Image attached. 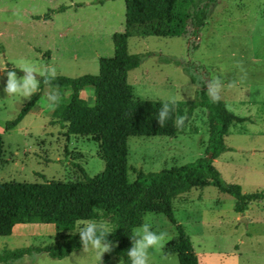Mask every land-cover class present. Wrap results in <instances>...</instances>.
I'll list each match as a JSON object with an SVG mask.
<instances>
[{"label":"rangeland","instance_id":"rangeland-1","mask_svg":"<svg viewBox=\"0 0 264 264\" xmlns=\"http://www.w3.org/2000/svg\"><path fill=\"white\" fill-rule=\"evenodd\" d=\"M192 10L190 0H177L168 20L130 29L127 48L140 62L128 71L127 80L135 98L188 102L197 88L206 87L205 81L220 77L221 99L228 110L255 120L229 125L227 149L214 165L224 182L240 185L242 192L264 190V0H216L199 28L192 25ZM124 28V0H0V62L17 77L24 75L17 66L25 63L38 70L54 66L57 75L69 77L97 74L98 58L114 55L112 36ZM6 79L0 72V182L77 181L104 169L96 141L90 135L67 134L51 115L56 105H50L48 92L58 91L60 103L68 90L45 85L36 105L15 127L4 130L5 122L28 100L6 96ZM237 81L244 85L242 100L250 103L235 98L241 93ZM92 92V87H85L80 96L92 103ZM205 118L196 109L186 132L174 137L128 136V181L139 170L171 168L203 155L208 139ZM235 203L211 182L172 200L173 217L190 236L199 264H264V199L249 202L243 212L235 210ZM87 221L110 230L105 220H80L73 229L61 231L52 223H18L11 234L0 235V253L45 246L60 234L75 233L77 225ZM145 222L154 232L167 235L162 249H149V264H178L169 245L177 238L175 224L161 212H145L133 232ZM103 255L100 264H124L116 257L104 261ZM7 264H98V260L95 249L81 247L61 259L32 251Z\"/></svg>","mask_w":264,"mask_h":264},{"label":"trees","instance_id":"trees-1","mask_svg":"<svg viewBox=\"0 0 264 264\" xmlns=\"http://www.w3.org/2000/svg\"><path fill=\"white\" fill-rule=\"evenodd\" d=\"M177 0H124L125 28L112 36L114 55L98 58V73L77 77L57 75L51 86L68 90L66 98L51 111L67 134L90 135L98 144V155L104 169L77 181L43 180L41 182H0V235H9L18 223H52L56 229L71 230L80 220H105L111 233L107 239L112 251L103 255L131 264L127 251L132 245L130 235L142 223L145 212H161L176 226L177 238L172 243L178 264H199L190 236L178 224L172 213V200L207 182L235 198V210L243 212L248 203L264 199V190L242 192L240 185L226 183L214 165V160L227 149L225 136L233 121L246 117L233 114L221 99L213 103L205 86L196 89L192 100L176 101L171 118L162 128L157 117L163 100L135 98L127 80L128 71L139 65V57L127 48L130 29L135 25L168 20ZM192 25L200 27L210 3L216 0H190ZM40 79V77H38ZM27 100L17 115L5 122L4 130L15 127L36 105L42 88ZM92 87L93 102H87L80 91ZM196 109L206 114L208 134L204 154L194 160L158 171L139 170L133 181L127 177V138L130 135H164L174 137L186 132L188 119ZM187 116L184 127L174 126L178 116ZM0 134V158L3 153ZM103 209L98 215L95 209ZM82 247L79 233L60 234V238L45 246H27L3 250L0 263H9L24 254L46 252L51 258L61 259Z\"/></svg>","mask_w":264,"mask_h":264},{"label":"clouds","instance_id":"clouds-1","mask_svg":"<svg viewBox=\"0 0 264 264\" xmlns=\"http://www.w3.org/2000/svg\"><path fill=\"white\" fill-rule=\"evenodd\" d=\"M237 67H241V71H243L240 62H237ZM17 68L24 72L22 77H17L15 71L7 69L6 63L0 62V72L6 73L7 76L3 88L6 96H18L30 100L40 90L41 78L52 89L51 82L57 76V71L54 66H46L43 70H38L35 66L25 63L17 66ZM37 77H40V79ZM205 83L211 101L218 103L221 100V91L223 88L220 77L208 79ZM47 100L50 105H57L60 100L59 92L54 89L50 90L47 94ZM175 104L176 100L174 98L162 103L157 117L160 128L164 127L171 118ZM186 119V115L178 116L175 119L174 126L177 129H182ZM95 211L98 215H103V209L97 208ZM75 233H79L80 242L84 251H87L89 248L97 251L98 264L101 262L103 253L112 251V243L107 239V236L111 232L105 228L103 223L87 221L83 226L77 225ZM130 240L132 241V245L127 251V256L131 264H149V249H162L167 241V235L164 232H154L151 223L145 222L130 235Z\"/></svg>","mask_w":264,"mask_h":264},{"label":"crops","instance_id":"crops-1","mask_svg":"<svg viewBox=\"0 0 264 264\" xmlns=\"http://www.w3.org/2000/svg\"><path fill=\"white\" fill-rule=\"evenodd\" d=\"M207 20L205 19L204 20V22L203 23H205ZM199 28V27H198ZM236 84H237V86L239 87V89H240V91H241V93L240 94H238V96H236L235 98L238 100V101H240V102H247V103H250V101H244V100H242V97H243V89L242 88H244V85H241L240 86V83L237 81L236 82ZM246 92H247V88H246ZM247 94V93H246ZM245 99V98H244ZM243 117V116H242ZM246 117V116H245ZM263 117L264 116H262V119H263ZM246 118H249V120H251L252 118H250V117H246ZM252 120H255V118H253ZM263 121H264V119H263ZM229 127V126H228Z\"/></svg>","mask_w":264,"mask_h":264}]
</instances>
